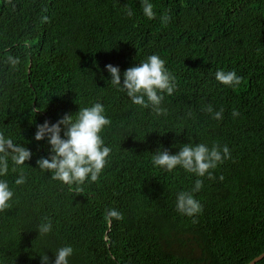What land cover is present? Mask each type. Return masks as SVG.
<instances>
[{
	"label": "trees",
	"instance_id": "1",
	"mask_svg": "<svg viewBox=\"0 0 264 264\" xmlns=\"http://www.w3.org/2000/svg\"><path fill=\"white\" fill-rule=\"evenodd\" d=\"M152 3L149 19L142 0H0V131L33 153L24 184L15 185L20 168L10 158L0 177L14 191L0 211L3 264H41L44 253L51 262L64 245L74 249L69 264H248L264 252V0ZM154 53L176 78L163 115L133 104L105 68L119 66L122 82ZM8 55L20 58L17 68ZM219 69L235 70L240 82H218ZM96 102L111 120L101 132L112 151L99 179H53L36 164L50 148L34 139L36 126ZM208 105L223 108V118ZM189 142L227 145L230 158L212 178L152 164L158 147L175 153ZM197 179L203 207L190 217L176 210V195ZM45 218L53 229L41 236Z\"/></svg>",
	"mask_w": 264,
	"mask_h": 264
},
{
	"label": "clouds",
	"instance_id": "2",
	"mask_svg": "<svg viewBox=\"0 0 264 264\" xmlns=\"http://www.w3.org/2000/svg\"><path fill=\"white\" fill-rule=\"evenodd\" d=\"M142 10L149 19L156 17L152 0H142ZM129 17L134 15L131 8L127 9ZM47 21L48 17L42 18ZM170 16L165 13L161 21L167 23ZM18 56H7V63L13 68L20 64ZM166 62L158 54H151L146 59L134 64L123 72L121 82V70L119 66L107 64L105 66L112 86L123 92L135 105L149 108L156 115L166 114L163 101L165 94L172 95L176 90V78L165 66ZM215 79L225 85H235L240 82V77L235 70L224 71L219 69L215 73ZM213 114V118H223V108L214 111L211 105L205 109ZM105 106L96 102L91 106L79 107L74 114H65L55 123L44 121L36 126L34 139L36 141L47 140L50 145L49 156L40 157L36 164L42 171L52 173L53 179L72 184H83L86 180L95 182L99 179L108 162L112 151L111 147L105 144L101 132L111 124L110 118L105 114ZM233 116H238L239 111L233 109ZM191 115V113H189ZM63 132V135L61 133ZM32 151L17 143L12 137L6 136L0 131V177H5L9 172V158L14 164L13 171L20 168V174L15 179V185H22L26 182L23 172L25 161L31 159ZM230 150L227 145L222 148L214 144L209 147L204 143H185L175 153L167 149L157 148L152 155V164L166 171H172L177 167L197 177H213L212 169H215L225 159L230 158ZM222 179V177H221ZM203 187V180H195L191 191H180L176 195V210L186 216L195 217L202 211V204L193 193L200 191ZM14 191L9 186L7 179H0V211L11 206ZM109 217L122 219V213L116 209H109ZM53 224L50 218H45L37 228V233L46 236L51 233ZM74 249L71 245H64L55 250L54 261L50 262L47 254L40 255L41 264H69V258L73 255ZM3 264V261H0Z\"/></svg>",
	"mask_w": 264,
	"mask_h": 264
},
{
	"label": "water",
	"instance_id": "3",
	"mask_svg": "<svg viewBox=\"0 0 264 264\" xmlns=\"http://www.w3.org/2000/svg\"><path fill=\"white\" fill-rule=\"evenodd\" d=\"M264 258V252L262 254H260L259 256L255 257L251 262H249L248 264H255L258 261L262 260Z\"/></svg>",
	"mask_w": 264,
	"mask_h": 264
}]
</instances>
